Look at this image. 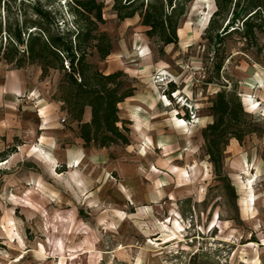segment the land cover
Masks as SVG:
<instances>
[{
	"label": "rangeland",
	"instance_id": "1",
	"mask_svg": "<svg viewBox=\"0 0 264 264\" xmlns=\"http://www.w3.org/2000/svg\"><path fill=\"white\" fill-rule=\"evenodd\" d=\"M211 4L192 0L177 43L160 52L138 15L119 20L104 0L100 29L112 49L88 59L106 73L123 70L135 88L118 106L129 142L85 147L67 115L40 122L29 143L9 140L5 149L18 155L0 165V264H264V47L229 35L220 77L208 81L217 57L201 20ZM36 71L28 65L19 77ZM59 78L53 71L39 82L56 91ZM222 88L237 92L247 116L216 174L202 130ZM30 106L22 101L5 119H28Z\"/></svg>",
	"mask_w": 264,
	"mask_h": 264
},
{
	"label": "trees",
	"instance_id": "2",
	"mask_svg": "<svg viewBox=\"0 0 264 264\" xmlns=\"http://www.w3.org/2000/svg\"><path fill=\"white\" fill-rule=\"evenodd\" d=\"M192 0H112L119 20L138 15L145 34L163 45L177 43L180 21ZM204 29L217 59L211 79H219L224 56L218 57L226 37L238 33L247 46L263 49L264 0H214ZM104 0H0V61L12 68L37 65L40 78L57 71L60 78L53 99L61 102L70 122H75L85 147L128 144V129L120 125L119 104L134 93L123 70L103 72L88 58L100 60L112 49L104 23ZM171 86H173L170 83ZM89 120H84L85 109ZM212 122L202 130L206 154L216 174H221L224 147L229 137L241 140L247 116L239 95L219 89L211 101ZM14 148L0 152V161Z\"/></svg>",
	"mask_w": 264,
	"mask_h": 264
},
{
	"label": "crops",
	"instance_id": "3",
	"mask_svg": "<svg viewBox=\"0 0 264 264\" xmlns=\"http://www.w3.org/2000/svg\"><path fill=\"white\" fill-rule=\"evenodd\" d=\"M1 62L5 61H0V64ZM36 68L35 78L23 79L19 77L22 68L11 67L9 71H3L0 66V152L5 150L9 140L18 138L21 142H31L36 136L40 122L47 123L59 115L61 118L66 116V112L61 109V102L52 98L55 88L49 90L40 84L48 76L41 79V70L37 65ZM20 101H28L33 105L30 106L28 119L15 120L11 116L10 120H6L4 113L14 115L21 104ZM84 117L89 120V108L85 109Z\"/></svg>",
	"mask_w": 264,
	"mask_h": 264
},
{
	"label": "bare ground",
	"instance_id": "4",
	"mask_svg": "<svg viewBox=\"0 0 264 264\" xmlns=\"http://www.w3.org/2000/svg\"><path fill=\"white\" fill-rule=\"evenodd\" d=\"M212 7H213V4H211V7L209 8V10L204 14V16H203V18H202V20H201V26H204V25L206 24V22L208 21L210 15H211V11H212L211 9H212ZM244 99H245V102H246V104L248 105V107H249L250 109H256V108H257V107L255 106L254 102H253L250 98H244ZM262 110H264V107L262 108ZM26 148H27V145H26V144L20 145V146H19V151H25ZM36 153H37V155H39V157H42V158H44V159L46 158L45 156H46L47 154H46L41 148H38V149L36 150ZM16 155H18V152H14V153L10 154V155L7 157V159L0 161V165L10 162L12 159H14V157H16ZM51 170H52L53 172H55V171L53 170V168H51ZM247 170H248V169H247ZM246 172H247V171H246ZM55 173H57V172H55ZM58 174H59V173H58ZM250 183H252V182H250ZM247 185H249V183H248ZM247 187H249V186H247ZM249 189H250V188H249ZM253 199H254V198H253Z\"/></svg>",
	"mask_w": 264,
	"mask_h": 264
},
{
	"label": "built area",
	"instance_id": "5",
	"mask_svg": "<svg viewBox=\"0 0 264 264\" xmlns=\"http://www.w3.org/2000/svg\"><path fill=\"white\" fill-rule=\"evenodd\" d=\"M65 118H61V120L63 121Z\"/></svg>",
	"mask_w": 264,
	"mask_h": 264
},
{
	"label": "water",
	"instance_id": "6",
	"mask_svg": "<svg viewBox=\"0 0 264 264\" xmlns=\"http://www.w3.org/2000/svg\"><path fill=\"white\" fill-rule=\"evenodd\" d=\"M212 12H213V11H212ZM212 12H211V13H212Z\"/></svg>",
	"mask_w": 264,
	"mask_h": 264
}]
</instances>
